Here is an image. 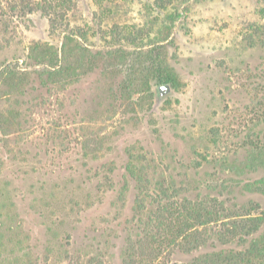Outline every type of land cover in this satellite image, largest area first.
<instances>
[{
  "label": "rangeland",
  "instance_id": "374dc122",
  "mask_svg": "<svg viewBox=\"0 0 264 264\" xmlns=\"http://www.w3.org/2000/svg\"><path fill=\"white\" fill-rule=\"evenodd\" d=\"M73 1L71 23L85 27L95 63L65 86L27 58L31 41L61 44L47 18L0 17V264H122L128 241L170 225L171 199L264 217V0H184L178 10L127 0L122 18L100 25L93 0ZM115 22L140 26L123 31L141 40L118 39ZM147 48L164 54L173 83L159 80ZM161 83L171 91L158 99ZM263 230L264 220L253 237ZM221 247L212 236L170 257Z\"/></svg>",
  "mask_w": 264,
  "mask_h": 264
},
{
  "label": "trees",
  "instance_id": "16d2710c",
  "mask_svg": "<svg viewBox=\"0 0 264 264\" xmlns=\"http://www.w3.org/2000/svg\"><path fill=\"white\" fill-rule=\"evenodd\" d=\"M93 1L97 7L93 19L96 22V17L99 18L98 25L101 21L112 19L114 16L116 19H120L125 15L122 7L124 1L127 0ZM158 1L161 3L156 6L160 10H165L169 6L177 9L178 5L184 2V0ZM132 2L129 0L128 3ZM31 12H39L47 18L50 36H62L59 46L47 40H34L28 45L27 58L40 67L39 71L47 76L46 79L50 83L65 86L92 68L95 61L91 58L94 56L89 58V49L82 42L83 38L87 36V32L83 30L85 27L71 23L70 18L76 13V5L73 0H0L1 18H14ZM174 13L170 12L162 16L159 31L154 37L155 42L164 40L161 32L168 30ZM127 24L114 23L116 30L112 32L118 36V39L122 36V38L130 36L128 32V34H124L123 31L128 26L135 27V31L139 32L140 26L135 23ZM130 37L134 38L133 40L140 39L137 38V34L135 37ZM132 42L136 46V42ZM155 46L157 50L162 48L161 43H157ZM153 48L144 49V59L152 61V65L157 66L160 72L159 80L173 83L176 79L175 73L166 65L164 54L163 57H160L156 50L152 59ZM86 62H91V66ZM17 84V81L11 82L13 86ZM256 182L264 185V178L258 179ZM142 205L143 202L137 200L136 210L140 209ZM207 207L190 200L171 199L165 203L162 210L170 212L172 218L169 222L170 225L164 228V224L160 220L156 234L151 236L149 234L146 238L135 242L128 241L123 250L122 264H264V230L259 233L258 237H253L264 217L261 215H248L247 217L224 215L220 217L218 211L223 209L212 208L213 211ZM212 223L217 224V229L208 232L204 227ZM212 236L219 245L225 247L193 255L184 262L171 259L170 256L176 252L190 254L194 250H199ZM233 243L235 246H232ZM210 247L215 249L214 245H210ZM66 258H68L67 261L62 264H105L98 258H89L84 262L79 259Z\"/></svg>",
  "mask_w": 264,
  "mask_h": 264
},
{
  "label": "water",
  "instance_id": "95a60500",
  "mask_svg": "<svg viewBox=\"0 0 264 264\" xmlns=\"http://www.w3.org/2000/svg\"><path fill=\"white\" fill-rule=\"evenodd\" d=\"M156 91H157V97L158 99H160L165 94L171 91V85L169 83H161L156 86Z\"/></svg>",
  "mask_w": 264,
  "mask_h": 264
}]
</instances>
